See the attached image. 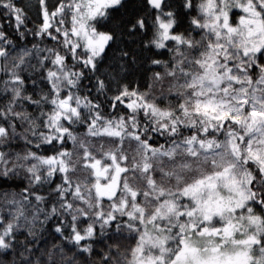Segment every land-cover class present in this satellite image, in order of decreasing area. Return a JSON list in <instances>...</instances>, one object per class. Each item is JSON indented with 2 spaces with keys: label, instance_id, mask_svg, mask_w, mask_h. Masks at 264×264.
I'll return each instance as SVG.
<instances>
[{
  "label": "snow or ice",
  "instance_id": "6c2138e0",
  "mask_svg": "<svg viewBox=\"0 0 264 264\" xmlns=\"http://www.w3.org/2000/svg\"><path fill=\"white\" fill-rule=\"evenodd\" d=\"M0 264H264V0H0Z\"/></svg>",
  "mask_w": 264,
  "mask_h": 264
},
{
  "label": "trees",
  "instance_id": "16d2710c",
  "mask_svg": "<svg viewBox=\"0 0 264 264\" xmlns=\"http://www.w3.org/2000/svg\"><path fill=\"white\" fill-rule=\"evenodd\" d=\"M28 2V0H25V3H27ZM35 2H36V0H31V3L32 4H35ZM34 14V13H33ZM5 23H7V21H5Z\"/></svg>",
  "mask_w": 264,
  "mask_h": 264
}]
</instances>
